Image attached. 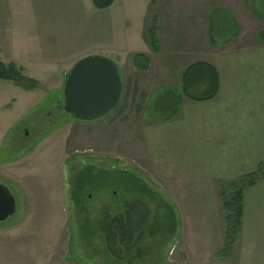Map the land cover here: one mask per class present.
Wrapping results in <instances>:
<instances>
[{"label": "rangeland", "instance_id": "1", "mask_svg": "<svg viewBox=\"0 0 264 264\" xmlns=\"http://www.w3.org/2000/svg\"><path fill=\"white\" fill-rule=\"evenodd\" d=\"M115 1L118 6L121 4L120 0ZM249 6L257 16L259 31L264 29V0H250ZM98 13L90 0H6L0 12V62L8 64L18 58L48 60V46H43L48 41L45 31H31L32 44L22 47L20 41L29 39H24L23 30L16 29L20 22L33 25L38 20L46 29L49 24L52 48H65L68 52L69 48L80 50L94 42L98 34L94 17ZM134 14L133 17H139L140 4L135 5ZM225 23V14L214 16L215 42L230 33ZM137 31H128V36L125 33L128 45L136 43ZM120 66L126 67L124 63ZM126 69L127 80L133 74ZM32 71L28 72L38 79H29L38 83L36 90L24 91L0 82V186L9 189L17 203L15 216L0 224V264H264L262 188L251 196L256 200L257 214L261 215L250 227V234L239 237L229 255L221 252V199L227 191L224 182L211 189L214 185L209 180L227 160L208 158L199 151L206 144L199 133L206 128L203 122H191L192 115L183 112L179 122L150 138L163 158L166 173L156 168L155 171L147 161L139 163L135 157L121 155L109 141L95 142L93 129L100 123L76 121L62 112V90L48 89L57 80L48 81V77H37L39 72ZM29 73L23 74L26 77ZM176 97L165 92L155 98L150 104L151 119L171 120L179 111ZM162 100L165 102L160 108ZM126 126L127 122L122 125ZM148 136L144 133L142 138L146 140ZM86 164L113 175L84 181L81 197L85 202L79 210L71 202V193L81 165ZM119 171L134 174L161 198L164 207H156L146 195L142 197L152 216L166 224L165 227L155 221L132 256L123 261H115L105 252L103 238L92 233L90 225L105 212L115 213L123 201L139 199L128 188L121 187ZM176 173L184 183L174 182ZM198 180L206 184L194 188ZM187 192L194 205L199 206L187 204L190 207L185 212L179 201ZM166 207L174 214L171 232ZM163 214L166 217L161 220ZM83 225L86 236L82 233ZM219 246L221 250L212 254Z\"/></svg>", "mask_w": 264, "mask_h": 264}, {"label": "crops", "instance_id": "2", "mask_svg": "<svg viewBox=\"0 0 264 264\" xmlns=\"http://www.w3.org/2000/svg\"><path fill=\"white\" fill-rule=\"evenodd\" d=\"M131 1L120 0L121 4L118 6L113 0L107 9L98 10V15L94 17L98 25L97 37L91 45L80 50L75 47L69 48L68 52L65 48L55 51L52 48L54 45H50L52 34L49 24L46 29L42 27L46 25L38 20V24L33 25L20 22L16 29L23 30L24 39L32 38L33 30L45 31L48 41L43 46H48V60L18 58L11 63L16 64L22 74L36 70L39 72L37 77H48V81L57 80L54 85H48V89L62 90L65 73L79 59L89 55L115 57V60H111L121 73L122 98L112 114L92 122L100 123L98 128L93 129L95 142L109 141L121 155L135 157L137 161L140 160L139 163L147 161L155 171L160 169L166 173L165 166L162 165L163 158L157 153L159 150H156L150 138L163 132V128H171L179 122L184 112L185 115H192L189 117L191 122H203L206 127L199 132L204 137L203 143H206L199 151L208 158L227 160L214 171L216 174H211L209 181L214 185L211 189L222 182L254 173L264 163V89H258L264 88V43L258 36V20L249 6L250 0ZM5 4L6 0H0V12ZM139 4L140 15L138 18L133 17L136 15L135 5ZM216 10H223L231 15L236 33L224 44L214 46L209 42V31L210 16ZM101 12L105 14L101 15ZM133 29H138L136 43L128 45L125 33ZM102 30L105 31L103 35ZM20 43L22 47L30 46L32 41L29 39ZM17 51L20 52L21 49ZM135 55L142 56L147 62L146 66L142 58L135 61ZM121 63L131 69L133 77L126 80L124 70H128L126 67L121 69ZM198 63L211 67L218 79L216 96L205 102H192L181 96L185 70ZM26 77L38 79L30 73ZM165 92L176 94L179 111L171 120L157 122L150 117V104ZM164 102L165 100L161 101L160 108ZM126 122L127 126L123 128L122 125ZM141 123L143 126L140 127ZM142 131L150 135L146 140L142 138ZM176 175L174 182L184 183L180 182L177 173ZM201 181H196L194 188H201V185L206 184ZM184 187L182 185L183 190ZM261 188L264 190V182L244 195L238 239L250 234V227L255 224L258 215H261L257 214L256 200L251 197L253 192L256 194ZM180 199L179 204L185 212L190 207L187 204H195L190 192ZM221 223L223 231L220 232V238L223 237V244L225 225L222 214ZM219 250L220 246L215 247L211 253L215 255Z\"/></svg>", "mask_w": 264, "mask_h": 264}, {"label": "water", "instance_id": "3", "mask_svg": "<svg viewBox=\"0 0 264 264\" xmlns=\"http://www.w3.org/2000/svg\"><path fill=\"white\" fill-rule=\"evenodd\" d=\"M123 93L120 70L110 59L89 55L65 73L59 109L80 122H95L112 114ZM17 203L9 189L0 186V224L16 214ZM150 207L141 199L126 200L115 213L105 212L96 227L105 250L115 261L128 258L143 240Z\"/></svg>", "mask_w": 264, "mask_h": 264}, {"label": "trees", "instance_id": "4", "mask_svg": "<svg viewBox=\"0 0 264 264\" xmlns=\"http://www.w3.org/2000/svg\"><path fill=\"white\" fill-rule=\"evenodd\" d=\"M155 1V0H152ZM113 0H91L92 6L96 10H105L112 5ZM226 15V23L230 27V33L226 34L225 37L218 39L216 42L213 39L212 32L217 28L214 26V16L218 14ZM236 33V26L230 14L223 10H216L210 16V31H209V42L216 46L218 43L224 44L228 39L234 37ZM262 43H264V29L259 31L258 34ZM151 41V40H150ZM142 58L140 55H135L134 60ZM144 65L146 66L147 62L142 58ZM136 63V62H135ZM137 64V63H136ZM144 66V67H145ZM0 82L11 83L14 86L24 90V91H33L38 88V83L32 79L25 77L22 74V70L16 66L14 63H2L0 62ZM218 90V79L215 71L205 65V64H196L189 67L185 70L182 76V85H181V96L192 102H205L213 99L216 96ZM61 104V103H60ZM60 106V105H59ZM118 176L120 177V185L124 189H129L128 192H134L139 199L143 200V196H148L150 200L154 201L156 207L165 206L162 203L161 198L148 190L144 182L138 179L134 174L127 171H119ZM113 172L104 170H95L94 167L90 165H81V170L76 176L75 186L73 192L71 193V202L77 209H81L84 204V199L81 197L83 191L82 185L84 181H93V178L96 177H111ZM264 182V163L260 164L256 171L252 174L245 175L236 180L224 182L222 185L225 186L227 194L221 199V212L224 219L225 225V238L223 241L222 253L229 255L232 248L234 247L241 229V219L243 215V198L247 191L255 187L257 184ZM144 201V200H143ZM124 202V201H123ZM122 202V203H123ZM121 203V204H122ZM121 204L118 207V210L121 207ZM167 208V216L171 220V226L169 227V232L174 230L173 228V216L171 209ZM157 211V210H156ZM166 217L165 214L161 216V220ZM157 218L153 217L152 214L149 218L148 224L146 226L145 232L147 233L149 228L152 227V224L157 223L165 224L156 220ZM165 219V218H164ZM167 219V218H166ZM87 222L86 219L84 220ZM84 223V224H85ZM96 221L90 223L92 226V233H97L101 238L102 235L98 232L96 227ZM166 227V224H165ZM85 226H82L83 236H86L87 230ZM107 253V251L105 250ZM129 258V257H128ZM127 258V259H128ZM125 259V260H127Z\"/></svg>", "mask_w": 264, "mask_h": 264}, {"label": "flooded vegetation", "instance_id": "5", "mask_svg": "<svg viewBox=\"0 0 264 264\" xmlns=\"http://www.w3.org/2000/svg\"><path fill=\"white\" fill-rule=\"evenodd\" d=\"M117 211H118V210H117ZM117 211H116V212H117ZM150 216H151V214H150ZM145 229H146V228H145ZM144 235H145V234H144ZM138 245H139V244H138ZM138 245H137V246H138ZM137 246H136V248H137ZM136 248H135V249H136ZM135 249L132 251L131 256H132L133 252L135 251ZM131 256H129V257H131Z\"/></svg>", "mask_w": 264, "mask_h": 264}]
</instances>
